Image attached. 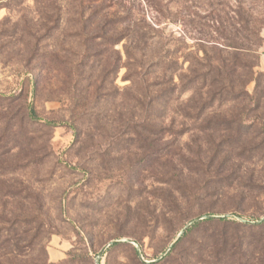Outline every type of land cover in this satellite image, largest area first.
Segmentation results:
<instances>
[{
    "label": "rangeland",
    "instance_id": "rangeland-1",
    "mask_svg": "<svg viewBox=\"0 0 264 264\" xmlns=\"http://www.w3.org/2000/svg\"><path fill=\"white\" fill-rule=\"evenodd\" d=\"M207 215L264 219V0H0V264L264 260Z\"/></svg>",
    "mask_w": 264,
    "mask_h": 264
},
{
    "label": "trees",
    "instance_id": "trees-1",
    "mask_svg": "<svg viewBox=\"0 0 264 264\" xmlns=\"http://www.w3.org/2000/svg\"><path fill=\"white\" fill-rule=\"evenodd\" d=\"M30 117L33 119L35 118L36 116V113H35V109L31 106L30 107ZM235 221V222H234ZM232 221V219H229L228 216H221V217H214L212 215H207L206 217H204L203 219H199V220H196L194 223H192L191 226H189L182 234L181 236L179 237V241H182L183 239H185V237H187L189 235V233L191 232H195V231H198L199 229H201L202 227L206 226V225H211L213 222H217V223H235V225L239 226V225H246L248 229H254L256 230V228L259 229V233H258V236H256V240H254V242H262L264 241V219L259 221L258 223H254V224H246V223H243L239 220H234ZM221 238H223V243L225 244L227 241L226 239H224V232L221 233ZM235 249H232L230 250V255L231 256V260H232V264H264V260L261 259V260H256L254 255H253V252H251V254L247 251V248L244 247V243L242 242V244L238 245V244H235L234 245ZM228 247L225 246V249H227ZM175 249H171L170 252L165 256V257H171V254L175 252ZM264 252V246L263 248L260 249V251L258 252L257 254V258L260 259V257L263 255ZM173 255V254H172ZM167 261V260H166ZM165 261V262H166ZM260 261V263H259ZM164 262V263H165ZM155 264H161L160 261L158 262H154ZM154 263H147V264H154Z\"/></svg>",
    "mask_w": 264,
    "mask_h": 264
},
{
    "label": "water",
    "instance_id": "water-1",
    "mask_svg": "<svg viewBox=\"0 0 264 264\" xmlns=\"http://www.w3.org/2000/svg\"><path fill=\"white\" fill-rule=\"evenodd\" d=\"M183 232H184V229L182 230V232L180 233V235H181ZM115 242H117V240L112 241L110 244H113V243H115ZM105 248H106V247H104V248L101 250L99 256H101V255L104 253Z\"/></svg>",
    "mask_w": 264,
    "mask_h": 264
}]
</instances>
